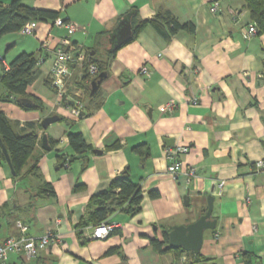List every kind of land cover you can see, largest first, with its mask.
<instances>
[{
	"label": "crops",
	"instance_id": "crops-1",
	"mask_svg": "<svg viewBox=\"0 0 264 264\" xmlns=\"http://www.w3.org/2000/svg\"><path fill=\"white\" fill-rule=\"evenodd\" d=\"M212 1L22 0L80 26L72 42L100 61H109L110 37L133 9L137 16L135 23L131 20L132 28L138 20L170 13L180 23L192 24L195 31H180L166 41L147 26L134 41L118 48L108 77L93 97L80 84L83 71L72 66L68 87L82 95L84 116L79 118L71 116L70 104L57 105L49 85L57 39L67 35L66 29L39 22L35 36L18 32L0 39V77L4 63L10 65L21 54H33L38 60L36 78L26 93L39 99L43 110L26 111L8 101L0 102V112L18 130L28 131L30 124L38 130L39 172L56 194L41 199L36 209H27L28 193L40 186L30 173L32 161L17 178L8 165H1L0 237L21 236V223L31 237L53 231L60 238L59 244L41 250L32 260L12 254L4 264H245L244 256L252 264H264V172L253 166L264 158V34L244 38L253 24L242 0L222 1L217 13L210 11ZM48 37L53 39L49 50L42 48ZM143 67L147 75L140 73ZM5 92L0 83V94ZM170 102L176 110L163 114L160 107ZM54 115L64 120L44 129L42 120ZM74 132L81 133L91 147L84 155L69 146L68 134ZM44 134L50 152L42 149ZM63 138L67 142L61 144ZM141 144L149 148L146 157L134 150ZM177 146L190 151L180 157V175L174 177L168 172V152ZM57 150L65 155L62 162ZM95 150L102 153L94 154ZM191 168L196 177L189 179ZM126 170L141 187V212L129 215L118 210L108 219L117 233L92 240L94 227L89 226L80 239L76 226L91 197L108 189ZM77 185L84 188L76 190ZM209 195L215 199L212 219L217 226L204 233L200 255L207 260L158 253L151 241H162L165 228L199 220L208 209Z\"/></svg>",
	"mask_w": 264,
	"mask_h": 264
},
{
	"label": "trees",
	"instance_id": "trees-1",
	"mask_svg": "<svg viewBox=\"0 0 264 264\" xmlns=\"http://www.w3.org/2000/svg\"><path fill=\"white\" fill-rule=\"evenodd\" d=\"M244 9L248 12L250 23L256 26L258 34H264V0H242ZM132 22L135 23L137 10L133 9ZM58 18V13L51 11H44L31 8L22 3V0H12L9 4L0 1V39L7 34L18 33L22 27L29 21L37 22H55ZM147 26L153 27L166 41H170L178 32L188 31L190 33L195 31L192 24L180 23L176 17L170 13L158 14L152 19L138 20L133 27V36L128 41H134L141 30ZM126 44V43H125ZM108 51L107 60L100 61L96 59L95 55L89 51V60L86 67L90 64L95 65L98 69L96 76H91L85 69L83 70L84 77L80 84L88 91L91 82L101 73H109L110 61L115 57L117 51ZM38 60L33 54H21L11 64L8 72L4 71L3 76L0 77V83L4 85L6 92L0 94V102H14L26 111H42V102L34 96L26 93L27 87L36 78V66ZM89 76V78L87 77ZM86 83V85H85ZM50 85V81H49ZM20 98H29L32 100L31 105H24L18 103ZM60 120H64L60 117ZM18 125L10 120L5 113L0 112V166L8 165L3 147L7 149L12 168L19 177L22 169L29 162L32 161L30 173L36 177L40 186L34 191L29 192V201L27 209H36L37 203L42 199L56 198V194L52 185L44 180L39 172V160L37 150L40 144L38 130L34 128L33 124L29 125V130H18ZM69 146L77 155H84L91 150V147L86 143L83 135L78 132L69 133ZM52 146L56 142L51 141ZM119 145L114 146L118 148ZM135 152L142 157L149 155V148L146 144L138 145L134 148ZM59 161L62 162L65 155H61V151L57 150ZM71 161L73 159L71 158ZM9 166V165H8ZM86 165L84 166V168ZM84 188L83 185H77L76 190ZM152 197H156L155 192H151ZM143 193L139 184L133 182L130 177L129 170H126L122 175L111 183L110 187L103 192L93 195L86 207L85 214L76 226L77 236L82 239V230L92 226L97 227L103 222H108V219L114 212L121 210L129 215H136L142 210ZM169 228L163 231V240L153 239L152 245L154 249L160 253L177 252L180 255L190 254L197 258V261L203 262L207 259L201 257L200 254H193L182 249H173L169 246ZM117 233L115 229L111 234ZM89 241L82 240V244ZM22 256V255H20ZM25 260V258L22 256ZM245 264H252L250 260L244 256ZM196 261V262H197ZM26 262V261H25Z\"/></svg>",
	"mask_w": 264,
	"mask_h": 264
},
{
	"label": "built area",
	"instance_id": "built-area-1",
	"mask_svg": "<svg viewBox=\"0 0 264 264\" xmlns=\"http://www.w3.org/2000/svg\"><path fill=\"white\" fill-rule=\"evenodd\" d=\"M222 1L224 0L212 1L210 11L212 13H217L220 10ZM38 23L37 21H29L22 27L20 33L24 36H35L38 30ZM54 25L66 29L67 35L57 39L59 46L54 49L55 59L51 68L50 87L56 93L57 105H68L67 101H73V105L69 107L71 116L73 118H79L82 117L81 113L83 112L82 95L79 90L70 91L68 87V81L73 71L72 66L79 67L81 71L86 69L91 76H96L98 69L92 64L86 67L89 60V51L81 45L74 44L71 40V36L80 30L81 27L73 22H66L62 18H57ZM257 34L258 30L256 26L251 25L246 30L244 38L249 40ZM52 43L53 39L48 37L42 42V48L49 50L51 49ZM9 70L10 65L4 63V71L8 72ZM140 73L147 75L149 71L146 67H143ZM192 103L197 104L198 101L194 99ZM175 110L176 105L171 102L160 107V111L163 114H172ZM66 142V138L60 140L61 144ZM189 151V147L177 146L173 151L168 152V158L171 160L168 166V172L172 176L178 177L180 175L179 173L182 167L180 157L189 153ZM253 166L256 172H264V158L256 161ZM186 176L189 179L196 177V170L193 168L189 169ZM223 185L224 182L218 184L219 195L222 193ZM57 223H59V221H57ZM19 228L21 230V236L19 237H10L5 240H2L0 237V264L6 263L9 256L12 254L22 255L27 261L32 260L38 256L41 250L47 249L50 245L60 243L59 236L53 231H48L42 237L35 238L27 234L28 227L26 225L19 223ZM114 230L115 226L113 224L110 222H103L93 229L90 239H106ZM218 236L217 234L216 237Z\"/></svg>",
	"mask_w": 264,
	"mask_h": 264
},
{
	"label": "water",
	"instance_id": "water-1",
	"mask_svg": "<svg viewBox=\"0 0 264 264\" xmlns=\"http://www.w3.org/2000/svg\"><path fill=\"white\" fill-rule=\"evenodd\" d=\"M132 14L127 15L122 21L119 23L117 29L114 31L113 35L110 37V43L112 45L111 51H115L116 49L123 46L127 43L133 36V28H132ZM92 55H94L92 53ZM84 75V74H83ZM108 77L107 73H101L97 78H95L90 85V97H93L101 83ZM18 103L24 105H31L32 100L29 98H20L17 101ZM68 104L73 105V101H67ZM81 116H84V112L81 113ZM60 120V116L54 115L50 117H46L42 120L41 126L44 129H48V127ZM42 149L44 151L50 152L51 146L48 143V137L46 134L42 137ZM3 153L5 155L6 161L10 167L11 173L13 176L16 175L14 169L12 168L11 160L6 148L3 147ZM102 151L95 150L94 154H101ZM214 197L208 196V209L204 215L200 217L194 223L189 225H180L174 226L169 232V246L173 249H182L186 252H191L194 254H200L201 249L204 244V233L206 231H212L216 229L217 221L212 219L213 209H214Z\"/></svg>",
	"mask_w": 264,
	"mask_h": 264
},
{
	"label": "rangeland",
	"instance_id": "rangeland-1",
	"mask_svg": "<svg viewBox=\"0 0 264 264\" xmlns=\"http://www.w3.org/2000/svg\"><path fill=\"white\" fill-rule=\"evenodd\" d=\"M6 48L3 49V53H5Z\"/></svg>",
	"mask_w": 264,
	"mask_h": 264
},
{
	"label": "bare ground",
	"instance_id": "bare-ground-1",
	"mask_svg": "<svg viewBox=\"0 0 264 264\" xmlns=\"http://www.w3.org/2000/svg\"><path fill=\"white\" fill-rule=\"evenodd\" d=\"M89 74V73H88ZM89 78V76H87ZM84 80V79H83ZM59 144V143H58Z\"/></svg>",
	"mask_w": 264,
	"mask_h": 264
}]
</instances>
